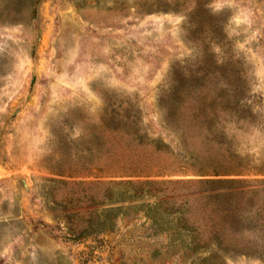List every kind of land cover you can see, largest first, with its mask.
Instances as JSON below:
<instances>
[{
	"label": "rangeland",
	"instance_id": "1",
	"mask_svg": "<svg viewBox=\"0 0 264 264\" xmlns=\"http://www.w3.org/2000/svg\"><path fill=\"white\" fill-rule=\"evenodd\" d=\"M0 264H264V0H0Z\"/></svg>",
	"mask_w": 264,
	"mask_h": 264
}]
</instances>
